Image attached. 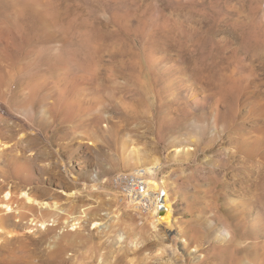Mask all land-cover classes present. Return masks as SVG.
Instances as JSON below:
<instances>
[{"label": "rangeland", "instance_id": "rangeland-1", "mask_svg": "<svg viewBox=\"0 0 264 264\" xmlns=\"http://www.w3.org/2000/svg\"><path fill=\"white\" fill-rule=\"evenodd\" d=\"M22 1H26L29 8ZM22 1L15 0L12 4L11 0H0V135L14 142L24 138L25 134H33L29 151L21 140L19 145L27 154L35 155L36 160L29 165L32 175L39 179L43 177V183L36 184L52 192L62 191V205L69 215V223L75 221L73 218L81 217V227L72 229L68 225L64 228L78 232V246L76 250L66 249L64 263L264 264V206L246 209L239 205L242 197L232 184L231 175L238 168L249 183L254 182V177L264 168V143L261 142V148L257 149L259 157L256 159L246 162L240 159L241 153H237L239 158L225 163L234 141L240 139L236 134L239 130L231 127L221 136H215L212 126L215 120L212 111L220 113L225 109L224 104L216 102L220 92L216 96L212 93L219 90L217 84L222 79L232 77L230 69L236 60L240 61L237 68L240 79L239 75L246 73L248 67L254 73L255 84H259L255 100L263 102L264 0ZM5 13L15 16V24L4 22ZM35 16L43 18L44 23ZM55 20L59 24L74 21L77 30L65 34L62 26L53 23ZM36 28L39 35L41 31L59 35L44 41L33 33ZM79 33L91 35L93 56L97 59L149 56L159 61L157 67L152 68V84H158L155 89L162 95L169 94L167 99L172 100L169 106L180 108L179 111L168 110L159 102L151 108L146 95L141 102L140 95L133 90L108 97L105 89L101 94L83 84L79 87L81 90L78 88L80 95L77 98L82 109L76 110L83 113H80L83 120L67 116L54 121L46 113L44 126L28 122L18 111L22 90L18 85L17 67L6 66L5 61L12 57L17 60L66 53L63 43L68 39L73 42L80 39ZM182 59H213L224 70L219 66V73L207 69L200 80L198 74L201 71L194 73L186 67L187 72L172 75L173 87L163 90L164 82L158 78L156 68L163 71L167 67L168 70L179 67ZM142 79V76L134 75L118 78L117 82L140 86ZM102 82L104 86L109 84L104 77ZM176 86H180L179 89ZM232 89L234 95L248 90L240 88L241 92L236 89L235 93ZM227 92L222 93L225 99L231 95ZM240 99L241 102L242 97ZM244 104L238 105L240 118L237 120H242L241 131L263 125L261 110H257L258 117L250 116L248 105ZM58 107L63 106L59 103ZM91 107L95 109V116L88 114L87 109ZM204 108L211 128L200 132L206 122L202 113ZM159 124L161 131H158ZM86 140L92 144L88 145ZM87 146L94 152H87ZM155 161L158 166L151 168ZM140 165L155 170L156 177L167 190L173 202L172 228L178 236L175 240L182 243L181 240L188 239L184 247L182 244L177 250L171 247L173 241L165 237L164 229L153 228L151 212L138 210L113 189L111 180L115 173ZM244 165L253 167L256 172L248 171ZM0 166H3L2 157ZM40 167L46 168L42 175L39 174ZM51 171L61 172L66 177H62L57 185ZM69 188H73L71 191L83 189L73 207V201L67 198ZM252 192L248 191L247 197ZM150 196L155 208V199ZM162 200L159 197L157 204ZM59 229L55 234L62 231V227ZM195 249H199L202 257L200 263L189 260L187 252ZM118 255L122 259L116 261Z\"/></svg>", "mask_w": 264, "mask_h": 264}, {"label": "bare ground", "instance_id": "bare-ground-1", "mask_svg": "<svg viewBox=\"0 0 264 264\" xmlns=\"http://www.w3.org/2000/svg\"><path fill=\"white\" fill-rule=\"evenodd\" d=\"M11 1L12 4L15 3V0ZM22 2H24L23 4L25 7L29 8L26 1ZM4 17V22L7 24H15V16H10L9 13L6 15L5 13ZM35 17L38 21L44 23L43 18L38 16ZM53 23L57 24V26H62L65 34L66 31L67 33H74L73 30L77 28L76 23L71 20H67V22L63 24L57 23L56 20ZM33 33L39 35L38 29L36 28L33 30ZM56 35L59 34H48L41 31V35L39 36H41L40 38H42V40L49 41L54 39V36ZM60 35L64 37L63 33ZM79 37L80 39L77 38L75 42H73L71 39H68L63 43L62 48L64 51H66V53H59L58 55L47 54L44 56L35 57L28 56L21 57L17 60H14V57H12L5 61L6 66H10L11 68L17 67V71L19 73L18 85L22 90V97L18 102V111L23 114L28 122L38 124L42 127L46 123L44 120V115L46 113V115H48L54 121L58 120V118H65L67 116L75 118L76 120H83L81 115L83 113L80 112V114L76 112V110L81 107L80 104H82L81 102H78L77 98H79L78 95H80L78 94V88L83 84H88V88L91 91H97L101 94L105 89L107 91L108 97H112L121 91L127 92L133 90L135 94L140 95L141 98L139 100L141 102H143V99L146 95V98L152 105L151 108L156 102H159L167 106L166 108H168V110L175 109V111H179L180 108H173L169 106V104L172 102L171 99V101L167 99V95L169 94L162 95L159 93L158 89H155L158 84H152L154 81V79H152L154 74L152 68L157 67L159 61L157 62L156 59L150 58L149 56H138L133 58L110 56L107 59H102L100 57L97 59L95 56H93L94 45L91 43V35L79 33ZM256 52L258 51L256 50ZM235 62H237V64ZM235 62V66H231L233 68H231L232 70L230 69L233 75L229 72V75H232V77L228 79L223 76H219L220 79L225 78L226 80L222 79L220 83L217 84L219 90L212 93L216 96V94L220 92L216 97V102L225 105V109L220 113L212 111V117L215 119L214 122H212L215 136H221L225 131L232 129L231 127L239 130L236 131V134H238L240 139L234 141L235 144L233 145L232 150H229V159H226L225 163H230L232 159L239 158L237 157V153H241L240 159H245L246 162L247 160L250 161V159H256L259 157L257 149L261 148V142L264 143V118L260 117L262 118L261 120L258 118L263 123V125H256L254 129L245 132L241 131L242 127L240 126V122L242 120L240 122L239 119L237 120L239 114L238 105L241 103H246L248 105L247 109L250 116L256 115V113L258 114L257 110H261L260 113L263 115L264 96H261L260 94L263 102L260 101L259 103L255 100L256 89L259 87V84H255L254 73L252 70L248 69L249 67L246 65L248 67L246 73H244L242 76L239 75L241 77L240 79L238 77L240 72L237 70L240 61L236 60ZM243 64L244 63H242V65ZM218 66L219 68H222V66H220L218 62L213 59H190L188 61L182 59L179 67L174 66V68L169 70L167 67L163 71L156 68L155 72L157 73L158 78L164 82L163 90H169V88L173 87V83H175L172 75L176 72H187L188 70L186 67H190L194 73L201 71L198 74L199 79L201 80V78H203V71L210 68L217 70ZM243 67L244 65L242 68ZM172 70L173 73H168V71L170 72ZM218 70L217 73H219ZM226 74L227 72L225 73V76ZM234 74H237V77H235ZM134 75L143 77L140 82V86H138L136 83L120 85L117 82L118 78H125L127 76ZM103 77L109 81L107 86H104V83L102 82ZM204 83L207 82L204 81ZM176 87L179 89L180 86ZM232 88H235V90ZM240 88L248 90L243 94L241 93V95H234L231 93V89L232 92L235 91L236 93V89ZM79 89L81 90V88ZM202 89L204 90V88ZM226 91H228L227 93L231 94L228 98L226 97L227 99H225L222 94ZM240 92L238 90L239 94ZM241 97L242 101L240 102ZM59 103H61L63 107H58ZM93 110L95 111L93 107L88 108V114L91 116L94 115ZM202 113L206 122L200 127V132H206L209 127L211 128L210 121L207 119L208 113L206 112L205 108L202 109ZM245 117L247 118V116ZM160 127L161 124L158 125V131H161ZM33 139V134L29 133L25 134L24 138L20 137L17 141L10 142V140H7L4 136L0 135V158L2 157L3 163V166H0V178H2L0 179V264H68L67 262L64 263V253L67 248L76 250L78 246L76 241L78 232L67 231L68 229L64 230V228L66 226L68 227V225L72 226V229L81 227L82 220H80L81 217H75L73 218L75 221L73 220L74 222L69 223V215L65 212L66 210L62 205V191L52 192L49 188H44V186L36 184L37 182L43 183V177L39 179L38 177L36 178L32 175V169L29 165L34 162L36 158L35 155H32L31 153L27 154L25 152L26 150L29 151L31 149ZM20 140L24 142L27 148L25 151L24 149H20ZM86 141L88 145L92 144L90 140ZM9 151L15 152L14 154L10 155L8 153ZM86 151L90 153L94 152L88 146ZM5 153L9 154V156L3 155ZM262 157H264V155ZM246 162L244 161V163ZM154 166H158L157 161L154 162V165H152L151 168H154ZM245 167H248V171L256 172L253 167ZM47 170L50 171L51 169L49 170L48 168ZM39 171V174L42 175L44 172H46V168L40 167ZM232 172V184L237 187L236 190H238L239 195L242 197L240 198L238 204L243 205L246 209H252V207L255 208L260 205L264 206V189L259 190L261 186H264V168L258 173V175H256L257 177H254V182L251 181L252 183H249V181L246 180V175L244 176L243 173L238 170V168ZM52 173L53 175H51L56 178L55 183L58 185L61 182V178L64 177L63 173L57 171ZM152 174L153 177L149 179L148 185L149 190H152L151 195L153 196V199H155L154 201L156 204L154 210L151 213L153 217V228L157 229L162 227L165 232V237L169 241H173L170 244L174 249L178 248V245L180 244H182L181 247H184L186 240L188 239L181 240V242L183 241L182 243H180V241H176L175 239L178 236H176L177 233H174L172 228V223L174 221L173 202L170 199L162 181L158 180L156 177V171L153 169ZM72 189L73 188H69V193L67 192V198L73 201L71 207L76 205V198L78 199L77 196H80L79 193L83 190L82 189L79 191L77 188L74 191H71ZM251 190L253 191L252 194L247 197L248 191L251 192ZM159 197H162L163 200L160 204H157ZM246 197L251 199L248 200ZM160 207L164 209V212L158 215L157 211ZM94 224L96 225L98 223L94 222ZM61 227L62 231H58V235L55 234V231L58 228L61 230ZM177 240H180V237L177 238ZM198 251L199 249H195L194 252H187L190 257V261H195L197 263L202 261V257L199 255ZM121 259V255L116 256V261Z\"/></svg>", "mask_w": 264, "mask_h": 264}, {"label": "built area", "instance_id": "built-area-1", "mask_svg": "<svg viewBox=\"0 0 264 264\" xmlns=\"http://www.w3.org/2000/svg\"><path fill=\"white\" fill-rule=\"evenodd\" d=\"M151 177L153 174L150 168L140 165L129 171L115 173L111 183L121 199L142 212L152 213L154 203L150 196L152 190H149L148 185Z\"/></svg>", "mask_w": 264, "mask_h": 264}, {"label": "water", "instance_id": "water-1", "mask_svg": "<svg viewBox=\"0 0 264 264\" xmlns=\"http://www.w3.org/2000/svg\"><path fill=\"white\" fill-rule=\"evenodd\" d=\"M164 212V209L162 207H160V209L158 210L159 214H162Z\"/></svg>", "mask_w": 264, "mask_h": 264}]
</instances>
